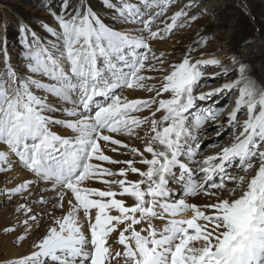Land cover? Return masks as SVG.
I'll list each match as a JSON object with an SVG mask.
<instances>
[{
    "label": "snow or ice",
    "instance_id": "obj_1",
    "mask_svg": "<svg viewBox=\"0 0 264 264\" xmlns=\"http://www.w3.org/2000/svg\"><path fill=\"white\" fill-rule=\"evenodd\" d=\"M33 7L0 29V264H264V22L219 14L248 0Z\"/></svg>",
    "mask_w": 264,
    "mask_h": 264
},
{
    "label": "rangeland",
    "instance_id": "obj_2",
    "mask_svg": "<svg viewBox=\"0 0 264 264\" xmlns=\"http://www.w3.org/2000/svg\"><path fill=\"white\" fill-rule=\"evenodd\" d=\"M35 3L36 0H0V29H3L4 25L7 24L9 36L11 37L15 32V21L17 19H19L21 16L34 17L38 14L33 7ZM248 9L252 14L251 16H244L243 14H241L238 7L226 10L222 9L219 12V14L224 19L225 25L235 23L237 31L232 36L231 43L235 44L236 42H240L241 48H243V45L245 43V37H247V44H255L259 39V32L254 31V29L256 27H259L261 22H264V0H248ZM252 16H255L256 18L257 23L255 25L251 23ZM206 23L215 26L216 22L214 20H209ZM223 26L224 25H221V27ZM209 38L211 39V36ZM227 39L228 37L226 35H217V40L219 41H224ZM161 47L164 49H169L171 47V41H169V43L167 44L162 43ZM251 59L254 61L255 68L258 71L261 70L262 60L260 52L257 48L253 49V55ZM218 86L219 84L217 83L216 87ZM207 88L208 87L204 88L203 91H206ZM230 101L231 99L229 97H225L224 100L221 101V103H229ZM227 138L228 137L226 135L225 139L222 140L221 143H225ZM11 208H13V205L11 203L3 198H0V217H3L5 214L11 212ZM0 243L2 242L0 241Z\"/></svg>",
    "mask_w": 264,
    "mask_h": 264
},
{
    "label": "bare ground",
    "instance_id": "obj_3",
    "mask_svg": "<svg viewBox=\"0 0 264 264\" xmlns=\"http://www.w3.org/2000/svg\"><path fill=\"white\" fill-rule=\"evenodd\" d=\"M216 84L217 83H213L212 85H210V87H208L207 89H206V91H209V90H211V88H215L216 87ZM227 98V97H226ZM230 99H231V101H233L234 102V99H235V97H229ZM209 103H211V102H209ZM229 106L231 107V106H234L232 103H229ZM225 139V138H224ZM228 139V138H227ZM227 139H226V141H227ZM222 143H224V142H222ZM206 154H215V150H208V152L206 153ZM11 207V206H10ZM11 209H13V208H11ZM10 209V210H11ZM7 211H9V210H7ZM7 213V212H6ZM11 212H9V213H7V214H5L4 216H6V215H9ZM4 214V213H3ZM3 216V217H4ZM2 243L4 242V241H1ZM20 252H24L25 251V249H20L19 250Z\"/></svg>",
    "mask_w": 264,
    "mask_h": 264
}]
</instances>
